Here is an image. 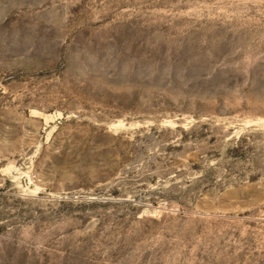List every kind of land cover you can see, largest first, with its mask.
Here are the masks:
<instances>
[{
    "label": "rangeland",
    "instance_id": "obj_1",
    "mask_svg": "<svg viewBox=\"0 0 264 264\" xmlns=\"http://www.w3.org/2000/svg\"><path fill=\"white\" fill-rule=\"evenodd\" d=\"M0 264H264V0H0Z\"/></svg>",
    "mask_w": 264,
    "mask_h": 264
}]
</instances>
